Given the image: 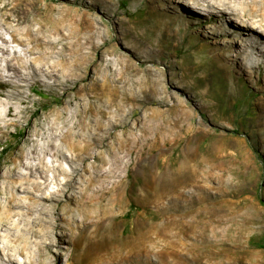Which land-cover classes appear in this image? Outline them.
I'll return each mask as SVG.
<instances>
[{
	"label": "rangeland",
	"instance_id": "374dc122",
	"mask_svg": "<svg viewBox=\"0 0 264 264\" xmlns=\"http://www.w3.org/2000/svg\"><path fill=\"white\" fill-rule=\"evenodd\" d=\"M190 4L0 0V264H264V57Z\"/></svg>",
	"mask_w": 264,
	"mask_h": 264
},
{
	"label": "bare ground",
	"instance_id": "6f19581e",
	"mask_svg": "<svg viewBox=\"0 0 264 264\" xmlns=\"http://www.w3.org/2000/svg\"><path fill=\"white\" fill-rule=\"evenodd\" d=\"M192 9L201 8L208 13H212L220 21L217 35L221 34L231 37L237 36L233 47L238 51V59L257 63L260 57H264V0H190ZM194 3V4H193ZM191 9V8H190ZM225 14H230L237 18L234 20L236 26L225 22ZM248 16L249 19H245ZM234 19V18H233ZM232 19V20H233ZM258 25V29L255 28ZM226 27V29H224ZM223 31V33H222ZM257 31L260 33L257 34ZM262 34V36H261ZM264 62V60H262ZM12 95V94H11ZM9 257V256H8ZM25 262V261H24ZM114 264H136L114 263ZM139 264V263H137ZM142 264H183L179 261L148 260Z\"/></svg>",
	"mask_w": 264,
	"mask_h": 264
},
{
	"label": "trees",
	"instance_id": "16d2710c",
	"mask_svg": "<svg viewBox=\"0 0 264 264\" xmlns=\"http://www.w3.org/2000/svg\"><path fill=\"white\" fill-rule=\"evenodd\" d=\"M40 93H41V96L42 97H45L43 94H44V92L43 91H40ZM245 94H246V97H251L252 95H251V92L249 91V88H247L246 89V91H245ZM244 105V103H243V101L242 100H238V103L235 105V108L237 109V110H239V113H238V117L240 118L241 117V113H242V110H240L241 109V107ZM241 111V112H240ZM20 135V134H19ZM22 135V134H21ZM8 150V145H7V148H5L4 147V151H7Z\"/></svg>",
	"mask_w": 264,
	"mask_h": 264
}]
</instances>
